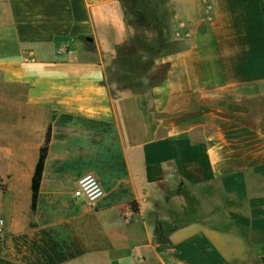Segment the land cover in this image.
Wrapping results in <instances>:
<instances>
[{"label":"crops","instance_id":"obj_1","mask_svg":"<svg viewBox=\"0 0 264 264\" xmlns=\"http://www.w3.org/2000/svg\"><path fill=\"white\" fill-rule=\"evenodd\" d=\"M156 3L173 49L139 93L106 82L122 0H0V264H264V0Z\"/></svg>","mask_w":264,"mask_h":264},{"label":"rangeland","instance_id":"obj_2","mask_svg":"<svg viewBox=\"0 0 264 264\" xmlns=\"http://www.w3.org/2000/svg\"><path fill=\"white\" fill-rule=\"evenodd\" d=\"M133 9L126 10L127 25L130 34L127 41L119 49L121 55L126 54L128 61L124 66H134V73L137 79H114V73L109 74L106 82L111 86V91H118L127 86L129 90L143 93L151 90L162 82L168 70V62H163L160 58L172 52V42L169 37L159 35L157 3L156 0H125ZM161 31V29H160ZM163 33V28L162 31ZM168 44L162 45L161 54H158L159 42ZM131 45V51H126L125 47ZM125 89V88H124Z\"/></svg>","mask_w":264,"mask_h":264},{"label":"trees","instance_id":"obj_3","mask_svg":"<svg viewBox=\"0 0 264 264\" xmlns=\"http://www.w3.org/2000/svg\"><path fill=\"white\" fill-rule=\"evenodd\" d=\"M122 4L123 7L126 10H130L133 9L131 7V5H128V1L122 0ZM157 11V10H156ZM126 15V14H125ZM158 15V13H157ZM158 18V16H157ZM158 27H159V35H162V28L160 25V21L158 19ZM161 29V31H160ZM161 33V34H160ZM168 43L166 41H164V43L159 42V45L157 47V51L158 54H161L162 51V45L166 46ZM125 50L127 51H131V45H127L125 47ZM120 51V50H119ZM127 54H129L128 52L124 55H121L120 53L117 56V59L114 62V67L113 69L110 71V73H114L115 77L114 79H137V75H135L134 73V66L135 64L131 65V66H124L123 64H125V62L128 61L127 58ZM123 88H128L127 86H124ZM49 140H50V127H48L47 132H46V136H45V140H44V144L42 145V147L39 150V155H38V160L35 166V170L32 176V183H31V210L34 211L35 206H36V200H37V195H38V191H39V184H40V180H41V174L43 171V166H44V161H45V157L47 155V151H48V144H49ZM134 207V204L132 205ZM176 226L166 220H162L159 218H155L154 219V225H153V241L158 243V244H162V245H167L170 244V234L172 233L173 230H175Z\"/></svg>","mask_w":264,"mask_h":264},{"label":"built area","instance_id":"obj_4","mask_svg":"<svg viewBox=\"0 0 264 264\" xmlns=\"http://www.w3.org/2000/svg\"><path fill=\"white\" fill-rule=\"evenodd\" d=\"M73 195L75 198H82L90 207H94L103 195V188L95 174L85 173L78 178ZM128 218L129 214L125 219Z\"/></svg>","mask_w":264,"mask_h":264},{"label":"water","instance_id":"obj_5","mask_svg":"<svg viewBox=\"0 0 264 264\" xmlns=\"http://www.w3.org/2000/svg\"><path fill=\"white\" fill-rule=\"evenodd\" d=\"M87 39L91 41V38H87Z\"/></svg>","mask_w":264,"mask_h":264}]
</instances>
